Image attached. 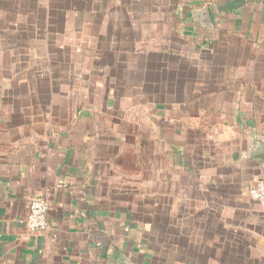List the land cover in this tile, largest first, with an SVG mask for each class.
<instances>
[{
	"label": "crops",
	"instance_id": "1",
	"mask_svg": "<svg viewBox=\"0 0 264 264\" xmlns=\"http://www.w3.org/2000/svg\"><path fill=\"white\" fill-rule=\"evenodd\" d=\"M253 138L264 0H0V264H264Z\"/></svg>",
	"mask_w": 264,
	"mask_h": 264
},
{
	"label": "built area",
	"instance_id": "2",
	"mask_svg": "<svg viewBox=\"0 0 264 264\" xmlns=\"http://www.w3.org/2000/svg\"><path fill=\"white\" fill-rule=\"evenodd\" d=\"M250 200L257 203L264 212V179L257 180L247 191ZM48 203L40 197H31L24 219V227L29 233H41L47 229Z\"/></svg>",
	"mask_w": 264,
	"mask_h": 264
},
{
	"label": "water",
	"instance_id": "3",
	"mask_svg": "<svg viewBox=\"0 0 264 264\" xmlns=\"http://www.w3.org/2000/svg\"><path fill=\"white\" fill-rule=\"evenodd\" d=\"M195 18L194 21L199 23L202 27L206 29L211 28V20L209 16V12L206 8H202L194 14ZM264 155V140L253 138L251 141V147L248 153V158H257L259 156ZM123 264H129L127 262H124Z\"/></svg>",
	"mask_w": 264,
	"mask_h": 264
},
{
	"label": "rangeland",
	"instance_id": "4",
	"mask_svg": "<svg viewBox=\"0 0 264 264\" xmlns=\"http://www.w3.org/2000/svg\"><path fill=\"white\" fill-rule=\"evenodd\" d=\"M48 74V76H53V73H52V75H50L49 73H46V75ZM16 107V106H15ZM251 109H253V107L251 106ZM158 262H160L159 260H158Z\"/></svg>",
	"mask_w": 264,
	"mask_h": 264
}]
</instances>
